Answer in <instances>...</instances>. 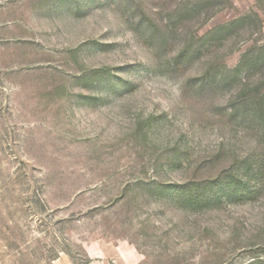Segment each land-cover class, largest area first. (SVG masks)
<instances>
[{"label":"rangeland","instance_id":"rangeland-1","mask_svg":"<svg viewBox=\"0 0 264 264\" xmlns=\"http://www.w3.org/2000/svg\"><path fill=\"white\" fill-rule=\"evenodd\" d=\"M263 94L264 0H0V264H264Z\"/></svg>","mask_w":264,"mask_h":264},{"label":"crops","instance_id":"crops-1","mask_svg":"<svg viewBox=\"0 0 264 264\" xmlns=\"http://www.w3.org/2000/svg\"><path fill=\"white\" fill-rule=\"evenodd\" d=\"M85 249L91 259L89 264H107L108 260H112L114 264H134L140 260L132 245L124 241L104 242L97 246L88 245ZM53 264H73V262L67 255H61Z\"/></svg>","mask_w":264,"mask_h":264},{"label":"trees","instance_id":"trees-1","mask_svg":"<svg viewBox=\"0 0 264 264\" xmlns=\"http://www.w3.org/2000/svg\"><path fill=\"white\" fill-rule=\"evenodd\" d=\"M255 115L258 116L259 118H264V94L260 97L259 102H257L255 105ZM90 261H88L89 264Z\"/></svg>","mask_w":264,"mask_h":264}]
</instances>
